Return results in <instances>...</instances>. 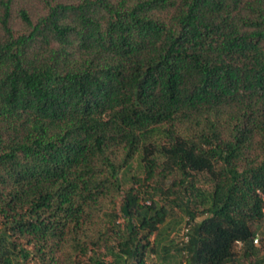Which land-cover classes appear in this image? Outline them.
<instances>
[{"label": "trees", "instance_id": "trees-1", "mask_svg": "<svg viewBox=\"0 0 264 264\" xmlns=\"http://www.w3.org/2000/svg\"><path fill=\"white\" fill-rule=\"evenodd\" d=\"M174 173L206 213L187 264H252L264 0H0V264H146L166 214L135 188Z\"/></svg>", "mask_w": 264, "mask_h": 264}, {"label": "rangeland", "instance_id": "rangeland-1", "mask_svg": "<svg viewBox=\"0 0 264 264\" xmlns=\"http://www.w3.org/2000/svg\"><path fill=\"white\" fill-rule=\"evenodd\" d=\"M136 173L141 179L143 178L144 175L139 171L137 164L133 162L124 178H122L125 187L124 189H127L129 185H132L131 175ZM195 179L196 185L202 192L209 189V184L206 183L204 174H196ZM145 183L141 185L142 187L135 188L139 197V202L141 204L146 202V204H150L148 206L154 205L157 209L161 208L165 211V220L158 226V238L161 245L168 247V250L165 253L160 245L156 246V252L151 253L147 251L145 255L146 264H187L189 252L187 251V248L184 247L185 241L187 240L189 233L193 231L195 225L206 216V213H202L203 206L199 202V197L194 196L193 192L188 191V188H182L178 185V175L176 173L168 174L165 178H161L159 175H154L147 181V187H145ZM134 185L138 186L137 184ZM150 186H158L159 188H149ZM121 200L122 197H117L115 212L117 213L116 219L119 228L125 229L127 221L119 210ZM152 212L153 209L151 207L149 213L151 214ZM190 213L193 214V219L191 221L189 220ZM135 224L137 225V222ZM251 228L255 233L253 243L259 248V252L250 257L252 264H255V257L260 258L262 254H264V202L263 216L259 220L253 221ZM154 237L155 232H152L148 236L149 241L153 242ZM238 245L237 250L240 248ZM117 247V239L114 238L113 235H110L107 239L106 246L97 248V251L99 252L98 255L106 262H110L113 257L111 253H109V250L115 251ZM123 257L124 256L122 255L121 259ZM63 258L64 256L61 257V259ZM85 258V256L81 255L79 259L84 260ZM130 262L131 260H128V263ZM123 263L124 262L120 260L119 264ZM242 263H245V260L241 252L236 255L233 264ZM30 264H38V262L35 259H30ZM60 264H66V262H61Z\"/></svg>", "mask_w": 264, "mask_h": 264}]
</instances>
